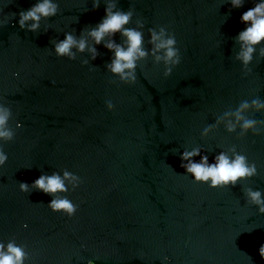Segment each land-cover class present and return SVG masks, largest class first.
<instances>
[{"label": "water", "instance_id": "95a60500", "mask_svg": "<svg viewBox=\"0 0 264 264\" xmlns=\"http://www.w3.org/2000/svg\"><path fill=\"white\" fill-rule=\"evenodd\" d=\"M32 3L0 0V20L8 19L0 26V101L15 129L0 167V240L25 245V264H162L163 256L167 264H264V213L241 188L264 192V125L258 135L219 125L200 136L242 100L264 99V58L254 54L247 75L233 59L239 16L253 0L240 8L224 0H119L133 10L128 27L143 20L147 41L148 27L165 26L181 55L168 77L147 57L133 84L105 70L110 52L102 45L87 65L80 63L86 52L75 60L52 52L51 39L100 20L103 0L95 10L92 0H57V14L36 33L14 16ZM246 115L264 120V113ZM197 145L210 162L235 145L257 175L228 187L194 182L179 152ZM63 169L81 178L63 194L76 205L70 217L47 207L48 194L19 190V182Z\"/></svg>", "mask_w": 264, "mask_h": 264}, {"label": "clouds", "instance_id": "9594fccd", "mask_svg": "<svg viewBox=\"0 0 264 264\" xmlns=\"http://www.w3.org/2000/svg\"><path fill=\"white\" fill-rule=\"evenodd\" d=\"M118 3L119 0H103L104 14L100 20L94 25L82 28L78 35L75 30L66 31L63 39H51L52 52L56 57H66L69 60H75L77 54L86 52L87 57L81 59L80 63L87 65L97 57L96 46L102 45L110 52V57L104 64L105 70L122 83H135L139 62L149 56L154 64L163 65L162 75L168 77L181 60L175 35L165 26L148 27L145 41L143 20L137 19L135 27H128L133 10L131 7L122 10ZM224 3L229 4L230 8H240L245 0H224ZM100 4L101 0H92V10L97 9ZM252 4V7L240 14L239 21L244 27L232 37L235 44L233 59L240 63L244 75L249 71L254 54L260 59L264 58V0H253ZM57 11V0H34L30 7L14 13V16H18L16 23L20 29L36 33L41 27V21L54 17ZM7 23V18L0 20V26ZM117 35L119 41L116 39ZM105 106L109 111L114 109L111 99L105 100ZM250 111L264 113V99H245L234 110L224 111L213 123L202 129L201 138L207 137L219 125H223L229 133L239 129V135H245L250 130L258 135L264 120L246 115ZM11 116V109L0 101V167L8 159L3 145L15 135V129L9 124ZM21 126L19 121L15 123V128ZM171 151L175 154L178 149L173 148ZM195 157L199 159H194ZM179 159L184 174L190 176L194 182L207 184L210 188L235 186L238 182L257 175L255 162H250L245 154L237 151L235 145L216 153L211 162L199 145L185 147L179 152ZM80 183L81 178L78 175L63 169L51 174L41 173L30 183L19 182L18 187L22 192L37 190L48 194L51 199L47 202V207L70 217L75 213L76 205L63 194L70 190L69 186L75 189ZM241 188L246 201L254 205L258 213H264V192L259 188ZM258 252L264 258V242H261ZM28 258L25 245L17 243L14 238L0 240V264H25ZM168 260V256L161 258L162 264H167ZM87 264H93V261H88Z\"/></svg>", "mask_w": 264, "mask_h": 264}]
</instances>
